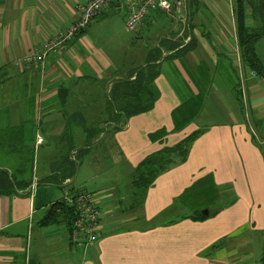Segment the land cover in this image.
<instances>
[{"label": "crops", "instance_id": "0c3cea01", "mask_svg": "<svg viewBox=\"0 0 264 264\" xmlns=\"http://www.w3.org/2000/svg\"><path fill=\"white\" fill-rule=\"evenodd\" d=\"M86 1L0 0V130L19 129V142L34 149L36 134L43 138L33 163L36 187L31 189V181L0 196V264H264V81L239 64L236 0H194L192 8L189 0H179L173 13L145 17L136 33L147 31V50L161 52L156 99L146 111L117 117V124L109 115L122 112L108 109L106 94L115 82L134 80L146 51L122 69L101 53L87 26L42 67L18 63L69 26L74 6ZM123 1L115 0L98 17L120 13ZM190 38L193 47L183 59H166L169 42L186 44ZM200 65L208 75L204 99L194 117L175 128L172 114L198 95ZM221 114L225 120H209ZM68 125L75 145L83 130L111 131L94 145L110 148L113 183L90 191L102 215L98 239L87 250L71 243L64 224H37L60 199L61 188L41 179L50 175L54 147ZM197 131L186 159L159 174L146 191L144 220L136 226L125 206L133 168ZM79 165L78 172L84 167ZM85 165L84 171L97 173V166ZM206 178L213 185L199 192L198 204H178V197Z\"/></svg>", "mask_w": 264, "mask_h": 264}, {"label": "trees", "instance_id": "16d2710c", "mask_svg": "<svg viewBox=\"0 0 264 264\" xmlns=\"http://www.w3.org/2000/svg\"><path fill=\"white\" fill-rule=\"evenodd\" d=\"M193 1L189 0L190 8H192ZM233 14L240 64L264 81V0H236L233 5ZM84 30L85 28L78 31L77 34ZM192 47L193 41L191 38L186 44L184 41L169 42V45L165 47L166 51L169 52L166 59H183ZM160 58L161 52L159 50H150L145 60V66L134 70V80L119 81L113 84L107 101L108 109L110 111L115 109L122 112V114H118L119 116L116 114L109 115L110 122L117 124L119 122L117 117L127 118L153 106L156 99L153 81L159 73V64L156 62ZM203 70L206 71L202 65L197 66L195 82L200 87L198 95L172 114L175 128L183 126L188 119L194 117L202 104L205 96L203 83L206 80ZM235 94L239 99L240 92L236 91ZM110 132L108 128L83 130V140L79 145H75L73 131L69 125L66 127L54 147L55 153L53 162L50 165V175L41 179L42 182L61 188L60 199L44 210L37 221L40 227L61 223L67 227L71 237L76 217L75 208L66 204L64 196L67 194L74 198L79 193L87 192L71 188L76 168L81 162V154L97 144L104 135ZM199 133L200 131L193 132L175 145L163 147L147 155L133 168L126 185L127 200L125 206L128 213L132 214L133 223L136 226H140L141 220H144L142 207L148 188L154 184L159 174L186 159L189 147ZM101 134L102 137H100ZM20 138V131L15 127L0 130V166L5 164L9 169L0 168V196L10 195L20 188H25L32 181L35 149L22 145ZM209 189L206 183L200 180L179 198L183 196H203L199 192H206ZM191 201H189L190 203L185 202L183 205L189 207L190 204L194 205ZM144 227H148V225Z\"/></svg>", "mask_w": 264, "mask_h": 264}, {"label": "built area", "instance_id": "2783aa9c", "mask_svg": "<svg viewBox=\"0 0 264 264\" xmlns=\"http://www.w3.org/2000/svg\"><path fill=\"white\" fill-rule=\"evenodd\" d=\"M114 1L87 0L84 3L76 4L74 6L75 18L70 25L48 38L40 49L27 51L19 58V62L28 65L37 64L42 67L49 53L56 51L58 47L72 40L78 31L86 28L91 19L101 14ZM178 5L179 0H124L122 7L125 11V28L129 32H135L150 11L161 10L170 14L177 10ZM238 61L240 64L239 55ZM250 74L255 75L253 72ZM42 142V136L36 134L35 147L42 144ZM35 187L36 180L33 179L31 189ZM64 200L67 205L75 208L76 217L71 233L72 244L80 250L91 248L97 241V236L101 230L102 214L95 194L82 192L74 198L66 194Z\"/></svg>", "mask_w": 264, "mask_h": 264}, {"label": "rangeland", "instance_id": "374dc122", "mask_svg": "<svg viewBox=\"0 0 264 264\" xmlns=\"http://www.w3.org/2000/svg\"><path fill=\"white\" fill-rule=\"evenodd\" d=\"M124 15H125V11L123 9L120 13H114L107 16H99V17L96 16L93 19H91L89 24L87 25L88 26L87 31L90 33L92 40L99 47L101 53L109 61L113 62L115 65H119L120 67H122V69L129 66L132 62H137L138 59L143 56L145 51L146 54L144 59L146 60L150 51L147 50L148 48V43L146 40L147 31L143 29L139 33H136L138 29L135 32L127 31L124 24ZM60 47H58V49ZM18 63L23 64L19 62V58H18ZM23 65H28V64H23ZM203 73L205 75L204 77L208 76L206 71L203 70ZM102 84H99V86L102 87ZM203 86L207 88L205 82L203 83ZM110 90L106 94L108 97L110 96ZM104 92L105 90L103 91V93ZM209 120L223 121L225 120V118L221 114V115L210 116ZM37 155H38V149L34 150V159L35 157H37ZM110 156H111L110 148H106L104 146L101 148L93 146L90 149H88L86 152L82 153L80 161L81 163H83L84 167L82 171L80 170L78 172L80 165L77 166L74 179L71 183L72 185L71 188L77 191L79 190L92 191L96 189L98 187L97 185L99 184L104 185L108 183H113L111 182L112 173L109 170V167L111 166ZM85 159L86 162L84 161ZM87 162H89V164L94 168L97 166L96 167L97 173H92L91 169H87L86 171H84L85 166H87L85 165ZM100 169L103 171V173L98 172V170ZM118 181H120V179H118ZM201 182L206 183V186L208 188H211L213 185L212 180L208 178H206ZM114 183L116 184L117 181ZM202 197L203 196H183L182 198L178 197L177 202L178 204H183L185 202L194 200V202L198 204L201 201Z\"/></svg>", "mask_w": 264, "mask_h": 264}, {"label": "water", "instance_id": "95a60500", "mask_svg": "<svg viewBox=\"0 0 264 264\" xmlns=\"http://www.w3.org/2000/svg\"><path fill=\"white\" fill-rule=\"evenodd\" d=\"M120 10H118V12H119ZM112 13V12H111Z\"/></svg>", "mask_w": 264, "mask_h": 264}, {"label": "bare ground", "instance_id": "6f19581e", "mask_svg": "<svg viewBox=\"0 0 264 264\" xmlns=\"http://www.w3.org/2000/svg\"><path fill=\"white\" fill-rule=\"evenodd\" d=\"M88 192V191H87Z\"/></svg>", "mask_w": 264, "mask_h": 264}]
</instances>
